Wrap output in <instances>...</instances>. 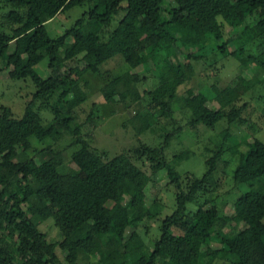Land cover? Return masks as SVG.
Segmentation results:
<instances>
[{"label":"trees","instance_id":"trees-1","mask_svg":"<svg viewBox=\"0 0 264 264\" xmlns=\"http://www.w3.org/2000/svg\"><path fill=\"white\" fill-rule=\"evenodd\" d=\"M81 4L88 5L84 12L88 30L84 31L77 19L62 35L49 38L44 23ZM2 6L6 11L0 16V62L8 68V78H29L34 93L18 119L0 105V264H56L55 245L47 244L36 229L48 218L62 237L57 245L64 252L65 264H76L80 254L90 253L97 255L98 264H212L214 260L221 264H264L263 142L253 139L243 151L236 152L231 180L235 185L246 184L248 189L234 199L230 216L220 215L214 205L186 211L210 185L222 154L220 146L205 160L200 177L193 178L185 189L176 171L161 159L157 165L165 170L167 184L174 188V209L160 220L151 250L134 232L129 238L130 242L136 240L134 246H118L116 241L125 228L136 226L139 218L135 214L142 216L148 178L125 154L105 159L92 151L80 138L78 128L70 129L72 117L46 102L58 93L57 100L68 110L78 106L85 96L69 77L83 72L97 74L99 66L115 56L129 69L145 71L149 60L156 64L164 61V49L176 44L185 50L191 43L197 50L209 46L211 52L224 57L226 27L242 28L238 36L241 45L258 41L264 46V0H4ZM119 11L122 17L101 39L100 30L109 26ZM78 55L84 63L80 71L60 70ZM44 57L49 75L41 79L33 66ZM186 58L195 59L193 54ZM167 65L159 72L150 101L159 108L161 117L171 119L168 103L188 77L190 64ZM120 80L117 77L105 86L104 100L112 101ZM36 101L51 112L50 123L41 124L33 108ZM205 103L201 93L188 92L185 105L191 125L225 119L230 126L241 120L238 109L223 111L225 101L215 110ZM67 132L78 146L70 160L81 176L61 171L59 152L40 161L21 157L30 148V137L55 140ZM169 137L167 134L164 141ZM123 195L128 197L125 205L121 204ZM238 223L245 227L223 231ZM211 243L218 248L211 249Z\"/></svg>","mask_w":264,"mask_h":264},{"label":"rangeland","instance_id":"rangeland-1","mask_svg":"<svg viewBox=\"0 0 264 264\" xmlns=\"http://www.w3.org/2000/svg\"><path fill=\"white\" fill-rule=\"evenodd\" d=\"M3 2L0 0V16L6 11ZM169 5L173 3L170 1ZM87 9V4L74 6L46 21L44 29L47 36L53 39L62 35L77 19L82 21V29L88 30L84 16ZM121 17L122 12L119 11L109 26L100 30L99 37L104 39ZM241 30L225 28L224 57L211 52L209 46L197 50L191 43L185 50L176 44L164 49V61L156 64L149 60L148 70L145 71L140 67L129 69L115 56L101 64L97 74L83 72L69 77L85 96L84 102L78 106L68 110L65 104L57 100L58 93L47 97V104L59 109L61 114L72 117L70 129L78 128L80 138L92 151L105 159L125 154L148 178L143 190L142 216L135 214L139 218L136 226L125 228L122 238L116 241L118 246L123 243L134 246L136 240L129 241L134 232L135 238L151 250L152 243L158 237L160 220L174 209V188L167 184L165 170L157 165L161 159L176 171L181 187L185 189L193 178L200 177L205 169V160L219 146L222 148L210 185L197 195L193 204L187 205L186 211L193 212L214 205L220 215L230 216L234 199L248 189L246 184L235 185L231 174L238 159L236 152L243 151L253 139L264 143V46L258 41L241 45L238 39ZM187 54H193L195 59H187ZM185 61L190 64V73L176 88L175 98L168 101L171 119L161 117L157 111L159 108L150 101V93L158 85L159 72L167 64L184 65ZM47 62L44 57L33 66V71L41 79L49 75ZM83 67L81 55H78L65 62L60 70L73 68L80 71ZM0 68L3 69L0 71V105L9 108L12 118L18 119L25 104L31 100L34 86L29 78H8V68L2 61ZM117 77L121 80L115 85L112 101L104 100L105 86ZM188 92L191 95L201 93L206 98L205 106L208 109H219L222 101H225L226 105L221 107L223 111L227 113L231 108L238 109L241 120L230 126L225 119H207L191 125L185 105ZM70 97L71 94L68 95ZM33 108L42 125L51 122L52 114L44 107V103L36 101ZM167 134L171 137L164 141ZM74 139L70 132L55 140L47 138L37 141L30 137V148L21 157L40 161L59 152L62 158L61 171L81 176L70 160L71 153L78 148L73 144ZM127 199L123 195L121 204L125 205ZM262 222L264 224V218ZM244 227L243 223L231 224L223 231L232 232ZM36 229L44 235L47 244L55 245L53 253L56 264H65L64 252L57 245L62 237L52 220L48 218L41 221ZM209 247L217 249L218 245L211 243ZM76 264H98V257L95 253L80 254ZM212 264L221 262L214 260Z\"/></svg>","mask_w":264,"mask_h":264}]
</instances>
